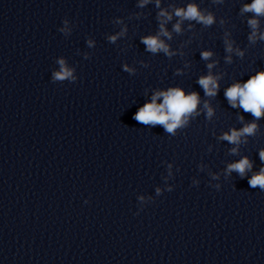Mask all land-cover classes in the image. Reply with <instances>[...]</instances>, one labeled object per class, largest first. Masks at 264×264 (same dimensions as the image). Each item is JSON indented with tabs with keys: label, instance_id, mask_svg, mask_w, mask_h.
<instances>
[{
	"label": "clouds",
	"instance_id": "9594fccd",
	"mask_svg": "<svg viewBox=\"0 0 264 264\" xmlns=\"http://www.w3.org/2000/svg\"><path fill=\"white\" fill-rule=\"evenodd\" d=\"M150 0H140L138 7H144ZM156 6H160V0H156ZM241 12H251L254 14V18L248 20V25L252 29L248 39L250 42L255 43L257 38L264 41V32L259 30V20L256 17L264 16V0H252V3L245 4ZM174 15L179 21L173 25V31L179 33L181 31V22L184 20L196 21L204 26H211L215 22V18L211 13L204 14L201 12L196 4H188L186 8H176ZM160 18V31L156 35L141 37V43L145 45L146 50L155 54L157 52H164L166 55L171 56L173 53L169 50V45L164 42L160 37L165 36L171 39V33L165 28V23L172 20V14L166 10H161L159 13ZM66 23V22H65ZM63 31V29L61 30ZM126 31V30H125ZM124 32L109 37L111 42H115L119 35H123ZM89 41V45H91ZM226 51L233 52L232 42L225 40ZM237 55L242 56L243 53L239 50H235ZM212 56L210 51H204L201 53L202 59L208 60ZM230 61V57L227 58ZM60 70L56 71L52 75L53 82H63L66 80L72 81L73 70L65 65V61L60 59L58 61ZM207 67L211 69L213 64H208ZM126 71H131L125 65ZM197 83L203 88L206 96L214 97L217 95L219 84L218 78L209 73L206 76H201ZM225 98L233 108H241L244 112L250 113L256 120H259L264 116V71L257 72L254 76H251L244 83H234L225 90ZM163 97L161 103H157V100ZM200 103V97L197 92L185 93L182 88H170L167 91H157L151 99V102H146L140 107L133 116V119L142 125L162 126L168 134L175 135L176 130L184 127L188 123L190 116L196 115L197 107ZM204 107L207 109L208 117L213 115V109L205 102ZM243 120V117H240ZM258 125L255 122L246 124L243 128L236 130L232 129L230 132L225 133L220 137L222 140H226L231 144L239 145L241 138L246 136L255 135ZM246 142V141H245ZM231 152L235 154L237 148L231 149ZM259 157L264 162V150L259 152ZM253 164L248 157H243L235 163H231L227 166L226 173L231 174L233 171L243 178L245 174L252 170ZM248 184L251 188H259L264 191V167H261L259 172L253 173L248 180ZM219 187V186H217ZM159 194V189H157ZM142 199V198H141ZM87 203V201L85 202ZM134 215H139L135 213Z\"/></svg>",
	"mask_w": 264,
	"mask_h": 264
}]
</instances>
